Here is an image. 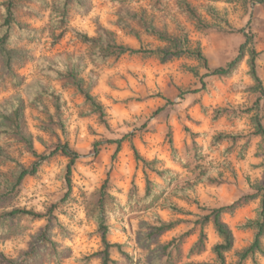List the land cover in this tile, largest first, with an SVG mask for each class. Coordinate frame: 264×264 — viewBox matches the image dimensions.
<instances>
[{
  "label": "rangeland",
  "instance_id": "1",
  "mask_svg": "<svg viewBox=\"0 0 264 264\" xmlns=\"http://www.w3.org/2000/svg\"><path fill=\"white\" fill-rule=\"evenodd\" d=\"M190 1L206 21L221 29H199L178 10L176 0H168L161 11L153 7V0H126L124 5L112 0H87L83 12L70 8L68 26L93 36L100 24L125 44L161 45L139 27L141 40L118 26L119 12L127 6L135 12H144L158 27H166L172 34L181 27L193 46L200 44L210 68L225 66L237 55L244 41L240 31L243 29L251 35L252 46L259 52L258 72L264 85V4L257 0ZM45 2L29 3L37 13H22V22L35 29L33 36H19L10 45L23 51L22 58L12 66L19 81L3 70L0 62V105L13 97L25 101L27 127L38 151L48 152L57 143L68 142L81 157L73 167V187L67 196L68 158L63 155L44 162L35 175L26 176L20 184H15L18 164H0V193L12 189V195L0 200V213L14 208L45 213L57 204L50 237L53 243H48L46 251L38 250V260L24 262L34 244L44 246L38 236L45 220L23 217L0 227V264H101L92 257L102 248V241L88 210L98 200L106 180L110 193L126 204L133 184L139 196L144 195L147 178L156 184L154 190L159 197L155 202L110 221L108 238L121 244V249L112 250L116 264L212 262L215 259L212 248L220 237L209 222L203 226L204 248L193 247L202 229L200 220L210 209L233 203L236 204L233 211L223 214L222 219L235 236L234 247L226 254L227 264H237L240 253L253 239V230L244 224L255 219L260 209L261 198L253 194L259 193L264 185V140L252 134L251 114L243 112L257 96L249 87L254 82L249 75L248 56L228 77L201 78L206 69L187 56L162 62L157 56L123 55L96 64L89 59V47L69 31L53 44V35L60 30L51 24L53 0ZM208 9L214 13L209 14ZM67 53L83 57L87 84L91 81L89 73L94 74L92 94L106 109L108 127L70 81L47 78L40 72L39 58ZM39 80L51 84L66 101V135L56 123L48 100L43 99L50 114L37 109L28 98V90ZM219 107L238 109L214 118ZM127 134L131 136L116 153L117 144L109 140ZM219 134L236 137L220 138L214 144ZM130 142L153 162L149 167L135 158ZM0 144L21 166L27 167L33 161L17 137L6 136L0 139ZM155 168L168 169L170 173L163 180L153 171ZM203 168L216 181L203 180ZM169 204L181 209L172 210ZM158 218L174 222L175 226L163 231L154 242L140 241L144 233L160 224ZM50 252H56V256L50 257ZM257 262L264 264V258L258 256ZM246 264L253 262L248 260Z\"/></svg>",
  "mask_w": 264,
  "mask_h": 264
},
{
  "label": "trees",
  "instance_id": "2",
  "mask_svg": "<svg viewBox=\"0 0 264 264\" xmlns=\"http://www.w3.org/2000/svg\"><path fill=\"white\" fill-rule=\"evenodd\" d=\"M46 0H2L0 1V62L3 70L10 72L15 81L18 80L17 74L12 70L13 64L22 58V49H17L10 46L19 36L31 37L33 36L35 29L26 23H23L21 16L23 12L37 13L35 8L30 6L29 3H41L45 4ZM168 0H153V7L156 10H164L166 8V2ZM261 4H264V0H257ZM116 4L124 5L126 0H112ZM87 0H53V10L51 12V24L55 29H59L58 34L53 35V44L62 39L66 32H71L75 38L85 43L89 47V59L96 64H104L110 59H119L123 55H138L142 57L157 56L162 62H166L175 57L187 56L191 57L202 65L206 72L202 74V77L215 76V77H228L232 75L238 65L248 56L249 75L253 80V85L249 86L254 93H256V99L251 106L243 109V112L250 113L254 125L253 135L262 137L264 140V85L262 78L258 72V55L259 52L252 46L253 39L250 34L240 31L244 34V41L241 43L237 55L230 60L225 66H217L210 68L208 58L202 50L200 44L193 46L191 40L186 31H183L180 27L178 33L172 34L166 27H158L152 19H149L144 12H135L127 6H123L119 12L118 26L124 30H127L130 34L135 36L138 40H141V36L137 27L141 28L146 34L155 37L162 44L157 46H144L143 44L138 47H134L125 44L117 39L116 34L98 25L96 34L91 36L82 30L75 27L68 26L70 8L74 7L78 11L83 12L87 9ZM176 6L180 12L185 14L188 18L192 19L197 27L201 30L219 31L221 28L216 27L214 24L209 23L201 15L198 9L193 5L190 0H176ZM209 14H213V10L208 9ZM38 68L40 72L51 79H66L70 81L76 88L77 92L84 98L86 104L90 106V109L95 113L101 123L106 127L109 126L108 116L104 105L97 100L96 96L92 94L93 82L95 76L92 72L89 73L88 84L84 77V73L87 69V64L84 63V59L80 55L73 53H67L65 55H58L56 57H41L38 60ZM199 75L198 72H195ZM35 87L28 90V98L35 107L42 112L50 114L47 105L43 99L50 102L54 109L53 116L56 118V123L61 129L62 133L66 135V101L61 92L57 91L51 84L39 80L35 81ZM238 108H226L219 107L215 111V117L224 115L227 112H235ZM158 108L157 111H161ZM6 136L17 137L27 148L29 154L33 158L31 164L27 167L21 166L19 162L8 153L0 144V164L17 163L18 164V176L15 184H20L22 180L28 175H35L40 166L48 161L55 155H63L68 158V163L65 168V180L67 183V194L72 191L73 187V167L81 157L79 152L73 149L68 142H60L48 152L38 151L34 145V139L27 127L25 116V101L19 97H13L4 105H0V139ZM131 134H127L120 139L109 140L117 144L116 153L120 150L122 143L130 137ZM235 134H219L213 143L216 144L217 139H234ZM172 143V139L169 140ZM131 143V147L134 151L135 158L138 161H142L145 167H149L153 162L147 160L141 155L136 146ZM115 153V155H116ZM156 174H158L163 180L167 178L170 170L155 168ZM207 168H203V180L216 181L214 177H211L206 173ZM155 183L149 178L146 179L145 193L141 197L138 194V188L133 184L126 204H122L114 195H112L108 188V180L105 181L100 189L99 198L95 204L88 210L89 216L93 218L96 223V231L99 234L102 241V248L92 254V257H96L100 260L101 264H116V261L112 257V250L114 248L121 249V244L111 242L108 238L111 232L110 221L112 218L122 216L127 211H138L140 208L151 206L155 200L159 197L156 194L154 187ZM259 193L253 194V197L260 196L261 203L257 217L255 219L248 220L244 227L253 230V239L251 243L240 253L237 264H246V261L250 260L253 264H260L257 262L258 256L264 258V185L260 188ZM12 195V189H9L5 193H0V200L4 197ZM63 201V200H61ZM57 204L52 205L45 213L36 212L27 208H14L10 211H4L0 213V227L5 223L14 221L15 219L29 217L32 220H45V224L39 233L38 239L43 241L44 246H38L34 244L31 252L27 253L24 259L25 263H29L33 260H38V250H47L48 243L52 244L51 236L55 226L53 219L55 218L53 211ZM235 203L229 205H223L220 207L210 209L209 213L204 215L201 220V232L198 240L193 247L198 246L199 250L204 248L206 237L203 226L211 222L215 232L220 237V241L217 242L212 251L215 255V259L212 262L207 263H193V264H227L226 254L230 252L235 244V236L232 229L222 219L223 214L232 212ZM168 207L172 210L179 211V208L175 204H169ZM159 225L154 226L152 231L144 233L140 241H147L148 244L154 242L158 236L165 230L175 226L174 222H164L158 218ZM53 247V246H52ZM50 257H55V253L50 252Z\"/></svg>",
  "mask_w": 264,
  "mask_h": 264
}]
</instances>
